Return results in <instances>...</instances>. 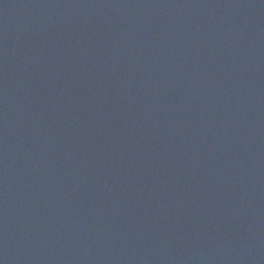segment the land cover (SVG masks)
Instances as JSON below:
<instances>
[{
    "label": "water",
    "instance_id": "water-1",
    "mask_svg": "<svg viewBox=\"0 0 264 264\" xmlns=\"http://www.w3.org/2000/svg\"><path fill=\"white\" fill-rule=\"evenodd\" d=\"M0 264H264V0H0Z\"/></svg>",
    "mask_w": 264,
    "mask_h": 264
}]
</instances>
